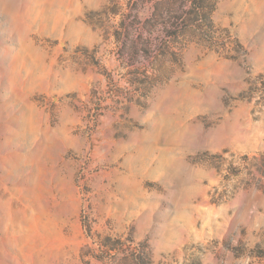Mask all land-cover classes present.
Listing matches in <instances>:
<instances>
[{
	"label": "rangeland",
	"instance_id": "374dc122",
	"mask_svg": "<svg viewBox=\"0 0 264 264\" xmlns=\"http://www.w3.org/2000/svg\"><path fill=\"white\" fill-rule=\"evenodd\" d=\"M125 2L0 0V264H264V0Z\"/></svg>",
	"mask_w": 264,
	"mask_h": 264
},
{
	"label": "trees",
	"instance_id": "16d2710c",
	"mask_svg": "<svg viewBox=\"0 0 264 264\" xmlns=\"http://www.w3.org/2000/svg\"><path fill=\"white\" fill-rule=\"evenodd\" d=\"M150 1L154 2L152 6V17H157L158 14L161 16L164 14L166 16L162 24L163 29L161 30V35L156 38L154 48L150 52V54H153L154 60L157 61L159 57H165L167 55H176L175 52H172L174 48L172 43L178 40L188 27H195L197 30L207 32L206 34H208L207 36L210 39L214 37L213 34L215 32L212 30L210 11L206 9L204 0H181L182 3L189 4V7L186 11L177 15L170 14L168 7V3L175 0H126L124 7L130 14H133L132 17L134 19H137L145 9L144 4ZM121 9L120 0H105L104 6L99 11L89 13L90 20H93V16H97V20L111 22L120 15ZM145 80L139 84H146L149 78L145 77ZM134 82L133 79L130 80L131 84H134ZM100 246L108 250H111V248L115 249V247H109V245L103 243H100Z\"/></svg>",
	"mask_w": 264,
	"mask_h": 264
}]
</instances>
